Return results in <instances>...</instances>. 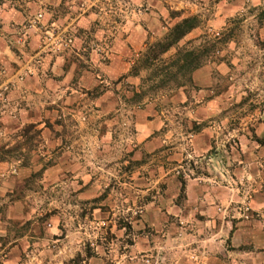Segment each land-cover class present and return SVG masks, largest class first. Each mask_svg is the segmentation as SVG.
Listing matches in <instances>:
<instances>
[{
  "label": "rangeland",
  "instance_id": "1",
  "mask_svg": "<svg viewBox=\"0 0 264 264\" xmlns=\"http://www.w3.org/2000/svg\"><path fill=\"white\" fill-rule=\"evenodd\" d=\"M159 1L169 11L168 18L160 19L166 31L176 22L169 16L171 11L201 19V26L179 46L219 33L215 61L193 73L191 86L172 94L168 90L155 96L149 92L139 103L131 100L133 91L147 73L137 76L134 83L101 77L99 91L113 90L120 108L105 116L110 120L105 123L100 119L94 122L89 111L83 112L78 119L82 127L60 114L56 134L61 142L54 149L46 147L41 130L31 125L21 126L4 138L6 141L0 143V264H170L166 238L143 219L145 206L154 202V211L147 213L156 223L171 200L178 206L183 204L180 178L185 183L190 179L204 182L215 173L202 157L190 155L191 140L202 129L212 128L208 153L221 154L225 163L230 150L236 153L240 149L242 134L255 140L254 129L264 122V29L259 31L264 27V5L231 17L226 27L213 31L206 23L212 13L196 10L187 14L174 9L177 0ZM149 11L150 6L138 7L140 15ZM41 21L42 14H36L16 29V53L26 46V34L31 31L38 33L40 54H56L73 44L60 45L66 34L44 29ZM89 48L102 50L95 43ZM218 65L224 74L216 70ZM207 70L212 85L201 91L196 83ZM17 77L21 80L23 75ZM179 90L185 100L170 103ZM95 93H88L86 99L91 100ZM208 101L216 102L211 110H205ZM148 102L156 105L162 120L154 133L162 145L153 154L136 158L133 112ZM206 112H211L210 119L202 120ZM45 127L54 130L53 124ZM80 132L89 133L88 138L81 139ZM105 132L110 135L103 137ZM228 161L229 165L222 164L218 172L231 174L232 169H239L233 178L235 196L242 198L239 212L242 216L261 213L264 208L253 211L250 202L264 191V185L253 181L244 162ZM182 237L177 232L176 242ZM135 243L139 246L136 249Z\"/></svg>",
  "mask_w": 264,
  "mask_h": 264
},
{
  "label": "crops",
  "instance_id": "2",
  "mask_svg": "<svg viewBox=\"0 0 264 264\" xmlns=\"http://www.w3.org/2000/svg\"><path fill=\"white\" fill-rule=\"evenodd\" d=\"M142 5L150 6L151 11L138 14ZM263 5L264 0H177L174 9L187 14L196 10L212 13L206 23L209 29L217 31L226 27L231 17L256 11ZM168 12L159 0H0V143L19 127L31 125L41 130L46 147L54 149L61 142L56 134L60 114L69 117L71 123H78V127H82L78 119L86 111L94 122L96 119L100 123L109 122L105 116L120 107L113 90L99 91L100 78L134 83L137 76L146 73L130 75L137 59L133 57L144 51L146 44L151 43L149 39H160L165 34L160 19L168 18ZM36 14H42L44 29L73 34V44L56 54H40L38 33L31 31L26 34V46L16 53L13 47L16 29ZM263 29L259 28L260 33ZM91 43L102 50L90 49ZM216 70L225 73L221 65ZM19 75H23L21 80ZM202 76L196 83L201 91L212 85L210 70ZM140 86H135L131 100L140 92ZM93 91L97 95L86 99ZM184 100L185 94L179 90L170 103ZM215 104L208 101L205 110H211ZM210 114L206 112L201 119H210ZM133 115L137 145L134 156L153 154L162 145L154 137L162 124L156 105L148 102ZM47 124H53L54 130L45 127ZM88 134L80 132V138H88ZM103 134V137L110 135ZM254 134V139L264 134V122L257 123ZM213 137L211 127L194 135L190 155L202 157L203 163L215 173L206 176L204 182L188 180L183 204L178 206L171 200L158 222L154 223L153 216L147 213L154 211V202L145 206L143 219L155 233L166 238L170 264H264V210L259 212L264 208V191L255 194L250 202L253 211L259 214L242 216L239 212L242 198L235 196L233 185L239 169H232L231 174L218 172L222 164L229 165L228 159L232 164L239 160L238 164L245 163L253 181L264 185V146L242 134L240 149L236 153L230 150L225 163L221 154L208 153ZM177 232L183 235L181 242H176ZM138 247L135 243L133 248Z\"/></svg>",
  "mask_w": 264,
  "mask_h": 264
},
{
  "label": "trees",
  "instance_id": "3",
  "mask_svg": "<svg viewBox=\"0 0 264 264\" xmlns=\"http://www.w3.org/2000/svg\"><path fill=\"white\" fill-rule=\"evenodd\" d=\"M169 16L176 22L160 39L147 43L144 51L131 66L132 76L139 75L141 71L147 73V76L141 79L140 92L134 95L136 103L144 101L149 92H154L155 96L159 91L168 90L167 93L172 94L180 88L191 86L193 73L214 62L213 57L215 58V53L219 52L216 42L220 38L210 34H206L210 39L202 36L179 46L188 34L201 26V19L197 15L183 16L181 11H171ZM197 40L202 42L196 45L194 43ZM255 139L259 145L264 146V138ZM179 180L181 185L179 196L184 197L185 180L183 178Z\"/></svg>",
  "mask_w": 264,
  "mask_h": 264
},
{
  "label": "built area",
  "instance_id": "4",
  "mask_svg": "<svg viewBox=\"0 0 264 264\" xmlns=\"http://www.w3.org/2000/svg\"><path fill=\"white\" fill-rule=\"evenodd\" d=\"M39 18L41 17V15L38 16ZM215 36H219V33H215L213 34ZM73 42V36L71 34H66V36H63L61 42L59 43L60 45L64 44L65 46L71 44ZM247 216V215H246ZM263 219H264V215H263Z\"/></svg>",
  "mask_w": 264,
  "mask_h": 264
}]
</instances>
